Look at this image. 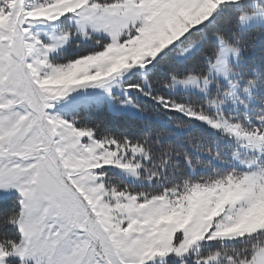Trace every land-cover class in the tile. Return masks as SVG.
<instances>
[{
  "label": "snow or ice",
  "instance_id": "6c2138e0",
  "mask_svg": "<svg viewBox=\"0 0 264 264\" xmlns=\"http://www.w3.org/2000/svg\"><path fill=\"white\" fill-rule=\"evenodd\" d=\"M0 264H264V0H0Z\"/></svg>",
  "mask_w": 264,
  "mask_h": 264
}]
</instances>
